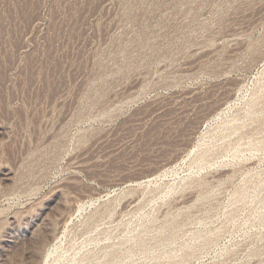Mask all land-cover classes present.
<instances>
[{"label": "rangeland", "instance_id": "rangeland-1", "mask_svg": "<svg viewBox=\"0 0 264 264\" xmlns=\"http://www.w3.org/2000/svg\"><path fill=\"white\" fill-rule=\"evenodd\" d=\"M0 264H264V0H0Z\"/></svg>", "mask_w": 264, "mask_h": 264}, {"label": "bare ground", "instance_id": "bare-ground-1", "mask_svg": "<svg viewBox=\"0 0 264 264\" xmlns=\"http://www.w3.org/2000/svg\"><path fill=\"white\" fill-rule=\"evenodd\" d=\"M235 32V31H234ZM75 165V164H74Z\"/></svg>", "mask_w": 264, "mask_h": 264}]
</instances>
